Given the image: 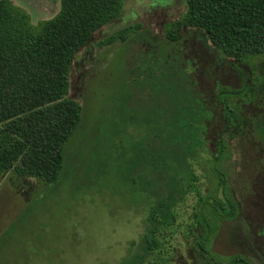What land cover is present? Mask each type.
Returning <instances> with one entry per match:
<instances>
[{
	"label": "trees",
	"instance_id": "obj_1",
	"mask_svg": "<svg viewBox=\"0 0 264 264\" xmlns=\"http://www.w3.org/2000/svg\"><path fill=\"white\" fill-rule=\"evenodd\" d=\"M125 2L59 0L53 18L33 25L23 9L0 0V175L13 172L44 185L62 181L66 147L83 117L82 106L68 97L72 65L94 35L122 15ZM186 4L181 18L164 27L167 45H178L182 34L192 31L201 50L221 62L231 61L236 67L264 57V0H186ZM141 28L140 24L123 27L97 45L125 43L141 36ZM180 49L175 60L183 55ZM166 54L164 47L148 53L149 75L140 82L152 94V108L149 113L142 110L144 118L135 124L149 128L150 142L145 154L130 160V170L144 165L138 192L148 200L147 226L137 251L130 248L119 264H180L178 256L187 254L191 258L185 257V264H254L239 253L222 256L212 251L221 224L234 222L239 214L222 169L227 144L220 136L216 151L207 150L212 114L202 98L188 90L192 72L183 70L190 63L169 64ZM162 65L170 70L159 78L153 67ZM175 84L178 89L181 85V97ZM226 92L220 88L217 94L224 109L223 128H239V112L227 98L234 103L240 92ZM204 179H213L210 188H205Z\"/></svg>",
	"mask_w": 264,
	"mask_h": 264
},
{
	"label": "rangeland",
	"instance_id": "obj_2",
	"mask_svg": "<svg viewBox=\"0 0 264 264\" xmlns=\"http://www.w3.org/2000/svg\"><path fill=\"white\" fill-rule=\"evenodd\" d=\"M10 2L23 9L33 25L52 18L58 10L53 0ZM186 8V0H126L122 15L79 51L70 71L68 97L82 106L83 117L66 147L62 181L57 186L44 185L13 172L0 175V264H119L137 251L147 226L148 200L138 192L144 165L130 170V160L137 153L145 154L150 142L149 128L135 123L143 120L142 110L151 111L152 94L140 82L149 75L148 53L161 47L169 64L187 61L195 68L191 71L189 64L183 71L192 72L188 90L202 98L214 115L207 125L208 151H215L224 125L219 89L240 92L229 105L248 123L244 135L226 141L222 165L239 214L234 222L221 224L212 251L222 256L239 253L254 264H264V243L256 237L264 224V160L258 159L257 135L249 133L264 118V110L259 109L264 108V57L234 67L231 61L221 62L201 50L192 31H185L178 45H167L164 27L181 18ZM135 24L142 27L141 36L98 47L101 39ZM177 48L183 55L175 60ZM153 68L159 78L169 69L167 65ZM179 89L175 84V93L181 97ZM246 99L250 102L244 104L241 100ZM202 182L210 188L213 179ZM185 257L191 255L178 256V262L185 264Z\"/></svg>",
	"mask_w": 264,
	"mask_h": 264
},
{
	"label": "flooded vegetation",
	"instance_id": "obj_3",
	"mask_svg": "<svg viewBox=\"0 0 264 264\" xmlns=\"http://www.w3.org/2000/svg\"><path fill=\"white\" fill-rule=\"evenodd\" d=\"M54 2H56V4L58 5V10H59V0H53ZM58 10H57V12H58ZM57 12H56V14H57ZM55 14V15H56ZM54 15V16H55ZM53 16V17H54ZM52 17V18H53ZM51 19V18H50ZM214 62H216V61H214ZM192 64L193 65H196V62H194V61H192ZM234 65V64H233ZM239 65H241V64H239ZM239 65H237L236 67H238ZM235 67V66H234ZM260 86H257V85H254V87L253 88H259ZM244 89V88H243ZM248 90L250 91L251 90V88L249 87L248 88ZM229 92V91H228ZM228 92H226V93H228ZM247 92L248 91H243V96L245 97V96H247ZM228 100H229V102H230V100H232L231 99V97H229V98H227ZM247 100V101H246ZM246 100H241L244 104H247V103H249L250 102V100L249 99H246ZM263 102H264V100H262ZM261 111L262 110H264V108H263V105H261V107L259 108ZM240 110V109H239ZM222 111H223V114H224V109H223V107H222ZM210 113L212 114V117H214V115H213V112L212 111H210ZM241 114V112L239 111V117H240V122H241V125H240V127L239 128H237V127H232L230 130H228V129H224L223 128V130L221 131V132H218V134H217V139L220 137V136H222L226 141H227V143H228V140L229 139H233V138H238V136H242V135H244V133H245V126H246V123H248L247 122V119L246 118H244L242 115H240ZM264 117V116H263ZM213 119V118H212ZM262 120V121H261ZM224 124H225V120H224ZM254 126V125H253ZM223 127H224V125H223ZM255 128H256V130H255V132H249V133H252V134H256L257 136H256V139H258V141H259V143L257 144V146L259 147V156H258V159H259V162H260V160L262 159V160H264V118H260V122H258L257 124H256V126H255ZM222 133H223V135H222ZM229 133H233V136H230L229 135ZM217 139H216V141H215V144H214V148H215V151H216V142H217ZM214 151V152H215ZM261 164L264 166V162H262L261 161ZM238 209H239V206H238ZM257 234H256V237H259V238H261V243H264V224L259 228V231H257L256 232ZM247 234H248V236H249V233L247 232ZM250 237V236H249Z\"/></svg>",
	"mask_w": 264,
	"mask_h": 264
}]
</instances>
